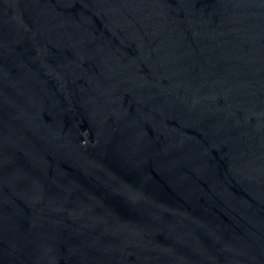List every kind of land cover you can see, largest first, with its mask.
Returning <instances> with one entry per match:
<instances>
[{
  "label": "water",
  "instance_id": "water-1",
  "mask_svg": "<svg viewBox=\"0 0 264 264\" xmlns=\"http://www.w3.org/2000/svg\"><path fill=\"white\" fill-rule=\"evenodd\" d=\"M0 264H264V0H0Z\"/></svg>",
  "mask_w": 264,
  "mask_h": 264
}]
</instances>
